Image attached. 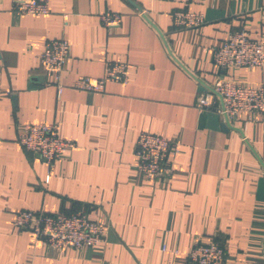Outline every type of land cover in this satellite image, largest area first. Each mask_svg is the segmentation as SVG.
I'll list each match as a JSON object with an SVG mask.
<instances>
[{
  "label": "crops",
  "instance_id": "obj_1",
  "mask_svg": "<svg viewBox=\"0 0 264 264\" xmlns=\"http://www.w3.org/2000/svg\"><path fill=\"white\" fill-rule=\"evenodd\" d=\"M12 5L0 0V264H186L195 244L212 240L225 264H264V113L240 115V133L225 132L218 97L196 107L197 79L264 85V66L221 70L213 61L231 33L264 41V0H49L47 15H15ZM176 11L199 13L204 24L175 29ZM105 12L121 24L104 27ZM60 38L69 54L59 92L41 54ZM114 62L127 65L126 83L107 82L104 93L73 88ZM41 123L74 143L51 169L17 142L24 126ZM141 132L175 143L168 177L137 175ZM24 210H83L104 238L51 250L14 227Z\"/></svg>",
  "mask_w": 264,
  "mask_h": 264
},
{
  "label": "built area",
  "instance_id": "obj_2",
  "mask_svg": "<svg viewBox=\"0 0 264 264\" xmlns=\"http://www.w3.org/2000/svg\"><path fill=\"white\" fill-rule=\"evenodd\" d=\"M12 11L15 15H47L49 0H13ZM99 20L104 27H114L121 24L122 17L114 12H105L99 16ZM203 24L204 17L199 13L176 11L172 14V26L175 29H195ZM262 27L264 28V14ZM68 54L69 44L63 38L46 41L41 54L43 70L54 76L59 92L62 89L59 78ZM213 61L221 70L237 67L262 68L264 41L252 40L244 29L231 33L222 46L215 50ZM127 75L125 63H108L103 77H78L73 88L89 93H104L107 82L126 83ZM210 88L221 97L223 108H219L218 112L226 115L232 127L240 115H245V119L251 121L264 113V85L250 86L220 75ZM216 97L209 91L201 93L196 99V107L211 108ZM17 142L26 153L39 157L49 169L67 150L74 147L72 141L58 135L55 124L46 123L24 126L17 135ZM176 151V145L172 141L147 132L139 133L134 153L137 175L151 180L168 177L172 172L168 159ZM13 225L19 231L31 232L51 250L94 247L102 242L105 234V227L90 220L83 210L54 215L19 211L14 217ZM186 264H225L224 250L214 240L207 244L197 243L190 250Z\"/></svg>",
  "mask_w": 264,
  "mask_h": 264
},
{
  "label": "water",
  "instance_id": "obj_3",
  "mask_svg": "<svg viewBox=\"0 0 264 264\" xmlns=\"http://www.w3.org/2000/svg\"><path fill=\"white\" fill-rule=\"evenodd\" d=\"M144 18H145L148 22H150V21L147 19L146 16H144ZM161 36H162V39H163L164 42H165L164 36H163L162 34H161ZM165 46L167 47L166 42H165ZM167 48H168V47H167ZM168 50H169V49H168ZM169 54L171 55L170 52H169ZM174 60L176 61V59H174ZM197 82H198V84H199V91L202 92V93H206V92H208V91L214 93V94L219 98V100H220V102H221V107L223 108V104H222V99H221V97H220L218 94H216L215 92H213V90H212L208 85L204 84V83L201 82V81H198V79H197ZM223 119H224V121H223V123H222V125H221V128H222L223 131L226 132V131H228V130H234V131H237V132L240 133V130H239V129L234 128V127H232V126L229 124L226 115H223Z\"/></svg>",
  "mask_w": 264,
  "mask_h": 264
},
{
  "label": "trees",
  "instance_id": "obj_4",
  "mask_svg": "<svg viewBox=\"0 0 264 264\" xmlns=\"http://www.w3.org/2000/svg\"><path fill=\"white\" fill-rule=\"evenodd\" d=\"M79 211V210H78Z\"/></svg>",
  "mask_w": 264,
  "mask_h": 264
}]
</instances>
